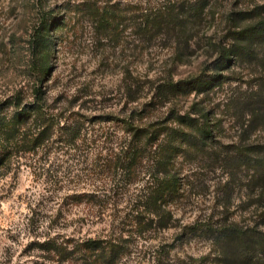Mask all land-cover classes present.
I'll return each mask as SVG.
<instances>
[{"label": "rangeland", "instance_id": "1", "mask_svg": "<svg viewBox=\"0 0 264 264\" xmlns=\"http://www.w3.org/2000/svg\"><path fill=\"white\" fill-rule=\"evenodd\" d=\"M203 2L205 11L186 28L191 46L180 55L174 29H156L147 37L140 22L146 14L166 10L194 14L190 5L201 0H0V113L7 116L20 108L16 105H32L39 90L46 111L59 118L45 148L15 157L0 174V264H61L39 243L54 238L75 244L105 234H121L134 244L122 264H158L160 253L159 264H218L207 237L181 238V233L185 226L225 218L248 222L252 207L244 178L225 188L230 175L220 166L180 159L184 195L172 204L178 225L141 236L130 214L144 180L121 174L119 184L114 171L100 167L108 147H73L58 140L60 127L74 120L122 133L118 120L123 114L146 110L138 118L148 121L174 105L185 111L195 101L206 108L219 105L212 114L220 122L217 135L226 143L240 140L241 125L222 104L234 92L256 88L263 64L245 59L220 70L227 80L210 95L192 91L161 99L159 88L169 79L212 72L218 52L208 43L211 37L225 42L230 28L248 22L229 18L251 15L264 0ZM121 9L127 15L123 26ZM251 134L264 138V131L246 138ZM92 192L100 196L96 201L75 197Z\"/></svg>", "mask_w": 264, "mask_h": 264}, {"label": "trees", "instance_id": "2", "mask_svg": "<svg viewBox=\"0 0 264 264\" xmlns=\"http://www.w3.org/2000/svg\"><path fill=\"white\" fill-rule=\"evenodd\" d=\"M203 1L190 5L189 11H194V14L171 10L146 14L139 29L144 26L147 37L154 36L156 29H174L178 53L183 55L191 46L192 39V35L186 33V28L193 17L198 19L205 11L207 3ZM126 17L121 9V26L126 22ZM232 18L248 22L230 28L225 42H216L211 37L208 43L218 52L212 72L202 70L191 77L169 79L159 88L161 99L189 95L192 91L210 95L227 80L220 70L229 68L237 61L247 59L264 65V3L255 6L251 15L231 16L229 19ZM35 40V46L39 47L38 38ZM36 93L37 102L32 105H16L20 108L11 115L0 113V174L15 157L45 148L55 133L59 118L57 114L46 111L39 90ZM222 105L234 114L241 125L243 134L238 141L223 142L217 135L219 119L212 115L217 105L206 108L198 101L185 111H180L174 105L165 115L148 121L138 118L146 110L123 114L118 120L122 133L121 128H95L85 126L81 120H74L72 124L60 127L58 140L73 147H108L110 152L102 157L100 167L103 166L108 172L114 171L115 176L120 177L119 184L121 174L127 180H137L139 177L144 180L142 192L130 214L141 236H150L157 228L169 229L178 225L176 208L172 204L180 201L184 195L180 159L192 157L220 166L230 175L224 182L225 188L236 186L237 180L244 178L246 201L252 207L248 222L225 218L212 224H191L184 227L187 229L181 233V238L188 234L207 237L212 242L214 260L218 264H264V138L261 135L252 138V134L246 138L251 132L264 131V74L256 88L234 92ZM75 197L78 200L87 198L88 201L95 198L93 201H96L100 196L92 192L75 194ZM115 220L121 229V216ZM39 245L42 251L58 257L61 264H122V260L129 258L135 247L121 234L90 237L75 244L48 238ZM157 249L155 255H158ZM161 255L156 256L158 264L162 261Z\"/></svg>", "mask_w": 264, "mask_h": 264}]
</instances>
